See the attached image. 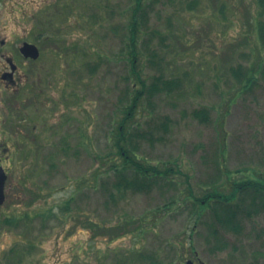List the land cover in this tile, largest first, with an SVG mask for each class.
Instances as JSON below:
<instances>
[{
    "label": "rangeland",
    "instance_id": "1",
    "mask_svg": "<svg viewBox=\"0 0 264 264\" xmlns=\"http://www.w3.org/2000/svg\"><path fill=\"white\" fill-rule=\"evenodd\" d=\"M145 1L137 38L143 77L151 83L153 76L163 75L178 84L143 99L130 121L131 139L151 163L174 171L147 193L129 190L113 201L104 187L115 179L112 169L104 173L113 160L104 155L112 149L109 136L129 82L126 34L134 2L14 0L17 46L27 36L42 55L22 67L15 90L5 91V97L15 93L11 104L0 102V141L16 143L7 161L8 194L0 207V258L12 254V248L27 250L35 244L26 264H69L78 257L87 264H139L135 246L161 249L168 261L176 259L174 264L188 259L195 264H264V194L254 199L249 192L239 193L250 212L242 213L240 231L220 227L217 236L204 226L206 221L190 238L192 223L184 209L169 210L161 221L160 213L150 212L174 197L190 203V188L196 194L215 188L231 193L236 179L264 177V79L258 73L264 48L252 30L256 11L264 7L259 0H197L193 9L188 8L192 0ZM44 19L57 22L59 38H37ZM5 23L0 20L1 26ZM34 81L31 93H40L42 104L29 107L27 85ZM201 107H208L209 122L193 115ZM23 113L27 117H20ZM20 118V128L27 127L23 148L2 125L6 120L16 130L11 121ZM225 170L233 172L230 179ZM146 211L152 213L145 224L149 230L140 234L135 229L111 241L106 226L135 228L144 224L137 218ZM8 215L20 216L18 227L2 223ZM87 217L102 227L91 228ZM109 247L117 254L109 253ZM177 251L183 253L177 256Z\"/></svg>",
    "mask_w": 264,
    "mask_h": 264
},
{
    "label": "trees",
    "instance_id": "2",
    "mask_svg": "<svg viewBox=\"0 0 264 264\" xmlns=\"http://www.w3.org/2000/svg\"><path fill=\"white\" fill-rule=\"evenodd\" d=\"M134 2V6L132 7V21L129 24L128 32L126 36L129 37L128 42V54L130 68L128 70V75H126V79L129 80L126 87L122 91V96L120 98V105L118 106V111L120 114H117L118 124L113 132H111L109 136V140L111 141L112 149L107 152L104 156L106 159H112L113 162L105 169L104 173H109V169H112L113 174L115 175V179L111 181V185L103 184L108 191L110 198L113 201H116V197L125 196V193L131 190L134 193H147L150 190L156 188V186L160 183L164 178L169 179L168 175L171 171H174V167L166 165V167L162 168L159 164L151 163L147 158L137 151V148L131 139V127H133L132 119L135 118L137 113L140 110V105L143 102V99L146 97L152 96L158 92L159 90L167 91L168 88L172 89L174 85L178 84L176 80H169L163 77V75L153 76V80L151 83H148L147 78L143 77V62L140 59V53L137 49V38L139 33L142 31L141 26H144L142 19L145 17L144 3L145 0H132ZM259 4L264 7V0H259ZM198 4L197 0L189 1L188 8L193 9ZM221 11L224 9L221 7ZM57 22L55 23V26ZM253 34L255 36L256 42L260 45V47L264 48V8L260 11H256L253 24H252ZM124 50V49H123ZM95 66H93V69ZM92 69V70H93ZM91 70V71H92ZM257 70L251 72V75L248 76V82L251 83L255 79V75ZM258 73H260L264 79V59L262 60L261 68L258 69ZM238 75V73H237ZM138 82L140 86L138 85ZM122 114V115H121ZM121 115V116H120ZM193 115L205 122H209V109L208 107H201L193 110ZM170 117L166 116V120ZM115 123V121H114ZM166 123V122H165ZM167 124V123H166ZM134 129V128H133ZM135 132L137 135H141V132L136 128ZM105 159V160H106ZM121 161H120V160ZM239 171V170H238ZM178 172V170H177ZM102 174L98 172L96 175ZM233 172L229 170H225V175L230 179ZM234 187L231 193H224L219 188H215L213 190H208L202 194H196L195 190L190 188V203L182 200L181 198L174 197L171 201L165 203V206L158 205L157 207L150 210V212H157L158 218L161 219L164 216V213H168L169 210H180L184 209L188 212L189 221L192 223L190 225L189 236L192 238L197 230V227L206 221H209V225H204L209 227L210 233L212 235L217 236L220 234V227L228 231H240L239 219L242 217V213H249L250 210L244 208L243 204V196L238 199L239 193L249 192L254 199L258 198L260 195L264 194V177L260 176L259 178H253L246 176L243 179H236L233 181ZM75 196H72L69 201H67L66 206L70 208L71 200H73ZM189 198V197H188ZM165 209L164 212H161ZM146 211L142 216H140L139 220H142L144 224L136 225L135 228L130 227V225H115L117 227L109 228L105 227L107 233L111 235V241L114 238L119 237L120 235H126L128 233L134 232L135 229L139 230V233L143 234L147 230L146 220L151 218L152 213H148ZM145 215V216H144ZM144 216V217H143ZM27 218H31L33 216L27 211ZM208 218V219H207ZM157 219L156 217L154 218ZM20 216H7L2 219V223H9L10 226L20 224ZM132 220V219H131ZM155 221L154 225L159 223ZM87 225L91 228L102 227L99 223L95 222L91 217H87ZM133 221V220H132ZM29 221H27L28 223ZM134 222V221H133ZM120 229V230H119ZM123 229V232L121 231ZM96 240V235L91 236V241L94 242ZM172 246V243H170ZM191 246V245H190ZM218 246V245H215ZM32 247H36L35 244L29 245L27 250H23L22 247L18 250V248H12L10 255H2L0 258V263L2 264H26L27 256L30 255L33 251ZM194 248L193 246H191ZM223 247H219L218 249H223ZM109 247L107 251L114 252L117 254L115 248L110 249ZM180 244L176 245L174 250H179ZM135 253L133 254L135 259H139L141 261L139 264H174L175 258L168 261L161 249H146V248H137L134 246ZM132 249V250H134ZM9 252V253H10ZM183 252L177 251V256H180ZM106 255V253H105ZM109 257V255L107 254ZM177 258V257H176ZM88 259V258H86ZM125 260V259H124ZM89 262H83V260L78 257L73 262L69 264H87ZM110 264H116V262H110Z\"/></svg>",
    "mask_w": 264,
    "mask_h": 264
},
{
    "label": "flooded vegetation",
    "instance_id": "3",
    "mask_svg": "<svg viewBox=\"0 0 264 264\" xmlns=\"http://www.w3.org/2000/svg\"><path fill=\"white\" fill-rule=\"evenodd\" d=\"M0 20L7 22L5 25H0V102L2 98L9 104H11L12 97L6 95L15 90L17 85L21 84L20 77L22 76L21 70L22 67H25V64L28 62H34L36 60L26 57L21 51V44L27 40V36L20 38L19 45L16 43V31H15V2L14 0H0ZM11 30V31H10ZM24 69V68H23ZM19 88V87H18ZM17 88V89H18ZM16 92V91H15ZM5 102V105H6ZM1 107V103H0ZM9 107V105H8ZM6 108V106H5ZM4 112L0 110V114ZM9 114L10 111L7 110ZM7 114V115H8ZM12 126H16V130L11 127L6 120H3V124L6 128L5 130L11 134L15 135L17 138V143L19 144V148H23L21 145L25 144V140H27V127L20 128L17 120L12 119ZM7 124V125H6ZM10 137V136H9ZM12 141V142H9ZM22 142V143H21ZM16 148V143L9 138H3L0 141V164L3 165L7 172L9 173L10 166L7 164V161L11 159L10 150ZM18 148V149H19ZM23 150V149H22ZM9 168V169H8ZM9 179V177H8ZM7 186V185H6ZM7 192V187H6Z\"/></svg>",
    "mask_w": 264,
    "mask_h": 264
},
{
    "label": "water",
    "instance_id": "4",
    "mask_svg": "<svg viewBox=\"0 0 264 264\" xmlns=\"http://www.w3.org/2000/svg\"><path fill=\"white\" fill-rule=\"evenodd\" d=\"M21 50L25 55H27V57L31 56L33 58H37L40 54L39 48L35 44L29 42H25L24 45L21 47ZM6 178H7V174L3 169V167L0 166V205L5 200L4 188H5ZM188 264H193V262L188 261Z\"/></svg>",
    "mask_w": 264,
    "mask_h": 264
}]
</instances>
